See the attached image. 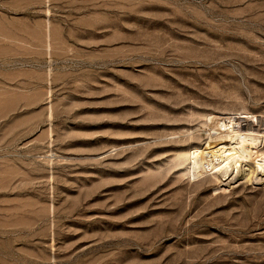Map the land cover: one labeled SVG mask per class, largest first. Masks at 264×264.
<instances>
[{"label": "rangeland", "instance_id": "rangeland-1", "mask_svg": "<svg viewBox=\"0 0 264 264\" xmlns=\"http://www.w3.org/2000/svg\"><path fill=\"white\" fill-rule=\"evenodd\" d=\"M224 117L264 133V0H0V264H264Z\"/></svg>", "mask_w": 264, "mask_h": 264}, {"label": "bare ground", "instance_id": "bare-ground-1", "mask_svg": "<svg viewBox=\"0 0 264 264\" xmlns=\"http://www.w3.org/2000/svg\"><path fill=\"white\" fill-rule=\"evenodd\" d=\"M220 119L219 128H214L217 129L219 135L225 134V137H221L222 140L215 144L208 142L204 147L195 150L192 153L195 167L199 171L205 172L207 169L211 171L224 170L233 162L237 168L242 164L249 165V162L262 166L264 159H259L258 153L255 151L259 147V143L263 142L264 133L245 132L242 128L237 127V119L232 117ZM244 177L248 178V174L243 173L241 178Z\"/></svg>", "mask_w": 264, "mask_h": 264}]
</instances>
